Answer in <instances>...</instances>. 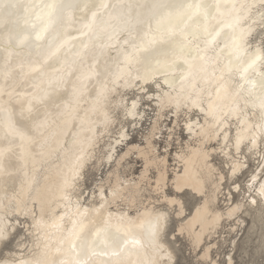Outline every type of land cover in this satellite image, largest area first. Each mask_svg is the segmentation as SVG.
I'll return each instance as SVG.
<instances>
[{
    "label": "bare ground",
    "instance_id": "1",
    "mask_svg": "<svg viewBox=\"0 0 264 264\" xmlns=\"http://www.w3.org/2000/svg\"><path fill=\"white\" fill-rule=\"evenodd\" d=\"M117 2L0 0L15 5L0 7V109L5 110L0 111V227L15 235L22 225L20 220L25 219L26 231L16 243L18 250L7 251L0 261L33 264L37 259H47L58 264L90 257L93 264H100L109 257L91 256V251L105 250V241L110 242L113 236L140 240L143 247L137 246L139 258L148 259L153 255L149 240L154 230L159 232L157 242L175 261L171 242L178 236L187 237L198 248L225 220L237 217L239 223L245 222L238 216L244 203L234 201L236 189H230L222 177L230 173L233 161L225 153L235 151L236 139L246 144L250 136L261 134L259 127H253L260 124V89L250 95L245 91L241 98L235 96V90L231 95L222 88L218 92L220 72L216 69L213 76V65L208 66L206 75L188 77L185 61L190 62L189 54L194 56L195 49L179 50V41L188 35L184 16L176 9H161L149 25L141 22L146 21L148 8L133 7L130 13L125 8L121 19L109 21L114 10L98 6ZM122 2L147 6L153 0ZM167 2L179 5L187 0ZM94 11L100 19L91 29L86 28ZM254 20L244 25L245 29L251 27L246 37L249 51L260 47L264 37V24L259 23L258 16ZM103 21L112 25L107 34L101 31L106 27ZM113 28L122 29L119 40ZM37 34L42 38L37 40ZM125 40L134 41L136 47ZM118 51H126L130 61L124 62ZM221 62L227 63V51ZM117 68L122 73L115 86L117 102H123L129 111L133 103L137 107L135 116L121 111L119 120L113 118L105 125L102 112L95 110V93ZM232 77L240 79L235 71ZM134 91L135 96L128 99ZM29 102L32 112L25 113L29 119L23 121L28 139L6 135L9 115L19 121L20 110ZM147 103H153L148 107H154L157 114L142 136L143 144H136L133 131L149 116ZM237 104L239 112L233 110ZM167 111H173L175 119L162 156L157 136ZM182 116L189 141L178 143L172 164L170 147ZM120 117L135 123L132 131ZM101 150L110 151L115 163L102 156ZM133 157L143 164L136 177L129 175L132 166L128 161ZM240 159L248 165L249 175L255 172L259 176L258 165L264 164V154L243 147ZM108 166L103 178L94 179L95 189L86 192L90 167L99 172ZM70 168H74L76 180L69 197L61 178ZM194 187L208 191L210 198L194 200L188 213L189 200L185 198L191 199ZM225 203L226 209L221 206ZM238 204L239 211L234 212ZM253 207L249 203L245 213ZM157 217L166 219L158 222ZM173 221L178 224V234L170 233ZM97 230L99 236L95 235ZM82 238L90 244L87 256L81 251ZM211 249L205 248L201 258L212 259Z\"/></svg>",
    "mask_w": 264,
    "mask_h": 264
},
{
    "label": "snow or ice",
    "instance_id": "2",
    "mask_svg": "<svg viewBox=\"0 0 264 264\" xmlns=\"http://www.w3.org/2000/svg\"><path fill=\"white\" fill-rule=\"evenodd\" d=\"M0 7H15L14 4L6 5L0 3ZM87 7V5H85ZM99 8L108 9L111 7L114 10L113 14H110L109 21L112 19H121L124 15L123 10L126 8L130 13L133 7L148 8V16L146 21L150 25L151 20L156 16L161 9H176L184 16L186 20L185 32L188 35H183V38L179 41V50L184 51L185 47H193L195 49V55H190V62L186 60L188 65L187 74L188 77L196 78L202 74L206 75L208 72V66L213 65L215 76V70L220 72L219 85L217 91L222 88L226 95H231L235 90V96L241 98L243 93L247 91L249 95L257 88L260 89L262 95L260 96V124L253 127H259L261 134L259 137L252 135L248 138L247 143H243L241 138H237L234 144V152L225 153L226 156H230L232 163L229 165L230 173L226 172L222 177V181L229 187L235 186L236 196H241L244 202L245 208L248 204L255 207L248 209L253 214L259 213V218L262 224H264V164L258 165L261 171L259 176L252 172L249 175L248 165L244 164L240 159L243 151V147H247L249 152H260L264 154V37H262L261 45L255 51H249V45L246 37L251 33V27L245 29L244 25L249 20L255 22L254 17H259V23L264 24V0H244V2L237 4L235 0H187L185 3L179 5L170 4L167 0H153L150 5L143 4H125L122 0H118L116 4L108 5L107 3H101ZM171 14V13H169ZM100 19L97 12H92L90 21L85 24L86 28H90L97 23ZM109 21H103L106 25L101 31L107 34L108 28L112 27ZM124 23H127L124 21ZM189 29L191 31L189 32ZM226 29L228 31H226ZM122 29L117 30L113 28V35L117 40L120 39L119 32ZM113 35H109V39L113 38ZM175 39V33L172 34ZM37 40L42 37L37 34L35 37ZM125 43H131L135 48L134 41L125 40ZM223 44V47H221ZM219 49V51H217ZM227 51V63L222 64L221 56ZM123 56L124 62L130 61L131 57L126 51H118V57ZM234 64L237 67H234ZM238 72L240 79L233 80V72ZM227 76V79L225 77ZM140 77L137 76V79ZM122 79V73L117 68L115 73L111 74V77L102 82L99 90L95 93V110L101 111L103 115V122L108 125L115 118L119 120L120 112L124 111L125 115L135 116V109L137 105L132 104V110L129 111L123 105V102H117L115 86L117 80ZM111 85V86H110ZM73 95H76V90H73ZM45 98H41L40 102H44ZM247 102V101H245ZM179 106V102H177ZM59 107V104L56 105ZM203 110V109H202ZM234 111L239 112L240 108L237 104ZM0 111H5L0 109ZM32 112V103L29 102L27 108L20 110V120L17 121L9 115L5 122L6 135L18 137L21 140L28 139L25 128L27 127L23 121L29 119L25 113ZM150 118V115H149ZM123 139V136H122ZM120 142V141H118ZM243 145V147H242ZM147 147V146H146ZM225 148L229 145L225 143ZM102 156H108L110 161L113 157L109 152L101 150ZM0 156H3V152L0 151ZM62 186L66 196H71L72 190L75 187L76 174L74 168H70L62 176ZM248 193V196L242 195ZM116 193L114 192V195ZM205 197L210 198V193L204 189L193 188L191 191V199L199 201L205 200ZM251 197V198H250ZM198 198V199H197ZM175 203V202H173ZM240 205L233 211H239ZM6 214V213H5ZM165 217H157L159 222ZM107 223V222H106ZM120 229H117L119 232ZM174 231V228L172 229ZM18 235V233H17ZM96 236L100 235V231L97 230ZM159 232L154 230L150 234L149 245L153 249V255L148 259H140L138 247H143L141 241L135 238L129 239L127 236H113L111 241L106 243V249L97 253L94 250L91 251V256L102 255L108 256L109 259L100 262V264H177L176 261H172L167 255L165 250L160 246L158 241ZM15 235L8 234L6 227H0V256L3 255V249L10 248ZM75 248V245H73ZM90 244L86 238L81 239V251L87 256L89 252ZM247 254V255H245ZM215 258L207 262V264H264V247L259 250V259H254V252L250 247L246 246L245 241L242 239L234 242V251L227 247L222 250L217 249L214 253ZM239 256V259L237 258ZM133 257H136L135 259ZM0 264H9L7 261H0ZM16 264V262H12ZM18 264H25L24 261H19ZM33 264H57V262H50L47 259H37ZM58 264H93L91 258L79 259L74 262H68L61 260Z\"/></svg>",
    "mask_w": 264,
    "mask_h": 264
},
{
    "label": "rangeland",
    "instance_id": "3",
    "mask_svg": "<svg viewBox=\"0 0 264 264\" xmlns=\"http://www.w3.org/2000/svg\"><path fill=\"white\" fill-rule=\"evenodd\" d=\"M153 90L156 91L155 86L153 87ZM137 92L134 91L132 93H130V95L128 96V99H130L131 97L135 96ZM143 103H145L143 101ZM149 105H153V103H147L146 105V109ZM150 108L148 110V114L150 115L146 117V119H144V121L142 122V126L139 125L137 130L133 131V135H134V143L136 144H143V135L147 134V132L149 131L150 128V123H151V118L157 114V112L154 111V107H148ZM151 109H153V111H151ZM121 121L124 122V124L127 122L130 126V130H133V124H135L134 122L130 123L128 121H125L122 119V117H120ZM174 112L173 111H167L165 117L163 118L162 122H161V134H159L157 136V138L159 139V149H160V153L163 156L165 153V141L167 140V138L170 136V131L172 128H174ZM183 120H185V116H182L180 119V126L179 128H176L174 133V140L175 143L173 144L172 147H170V152L172 157H170V161L172 164L173 163V155L176 152V147L178 145L179 142L182 141V144H184L185 142L189 141L188 136L185 134V126H184V122ZM169 128V129H168ZM119 128H116V130H114V132L117 133ZM169 132V133H168ZM117 136L116 134L113 135ZM161 137V138H160ZM125 149V147H121L120 150ZM135 157H133L132 159H130L128 161V163L132 166V169L129 173V175L132 173L134 175V177L138 176L141 171H142V162L139 160H136ZM220 162V161H219ZM253 163L254 162H250V167L251 170H253ZM221 166L225 169L224 171H228V168L224 165V163H221ZM110 168V166L108 167H101L100 171L98 172L97 170L93 169L90 167V169L88 170V173H86V179H85V184H86V192H90L92 190L95 189V184H94V179L98 180L100 178H103L105 173L107 172V170ZM227 168V169H226ZM89 175V177H88ZM233 188L235 186H232ZM232 187H229L230 189L233 190ZM249 194H247L248 196ZM188 201V213L192 210V208L195 205V201L190 199L189 196H186V198ZM234 201H239L241 203H244L243 200L241 199V196H236L234 195ZM226 203L225 204H221V206L226 209ZM166 204H163L162 207H165ZM247 208H244L240 213H239V218L241 217L242 220H244L245 222L243 224L238 222V218H233V219H229V220H225L222 224L221 227H219L216 231L213 232V234L210 237H206L205 240L202 242V244L196 248L193 243L187 238V237H183V236H178L176 241H172L171 242V246L174 248L175 254H176V262L177 264H207V262L209 260H205L201 258V255L204 252V249L207 247H212L211 249V256L212 259L215 258L214 253L217 252V249L222 250L224 247L229 248L230 250L234 251V242L239 241V240H243L246 243L247 247H250L253 252H254V259H259V250L264 247V224L261 223L260 218H259V213H255L253 214L252 212L249 213H245V210ZM170 214H173L170 211ZM22 225L20 227V229H18V231L15 233V239L12 242V245L10 248H5L3 249V255L0 256V260L2 259V257L5 255V253L7 251H15L18 250V248H16V243L19 241V237L23 234L26 233V231L23 229L24 228V221L25 219H21L20 220ZM174 228V231H172V229ZM18 233V235H17ZM170 233L173 234H178V224L176 223V221H173L172 226L170 227ZM247 255V254H245ZM237 258L239 259V256H237ZM211 260V259H210Z\"/></svg>",
    "mask_w": 264,
    "mask_h": 264
}]
</instances>
